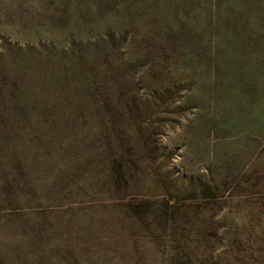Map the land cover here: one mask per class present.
I'll return each mask as SVG.
<instances>
[{"label": "rangeland", "instance_id": "rangeland-1", "mask_svg": "<svg viewBox=\"0 0 264 264\" xmlns=\"http://www.w3.org/2000/svg\"><path fill=\"white\" fill-rule=\"evenodd\" d=\"M0 264H264V0H0Z\"/></svg>", "mask_w": 264, "mask_h": 264}]
</instances>
